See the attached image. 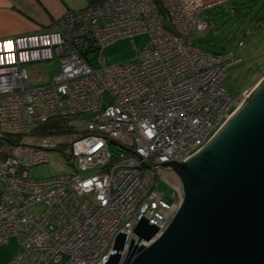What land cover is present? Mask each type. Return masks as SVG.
Here are the masks:
<instances>
[{
    "label": "built area",
    "instance_id": "2783aa9c",
    "mask_svg": "<svg viewBox=\"0 0 264 264\" xmlns=\"http://www.w3.org/2000/svg\"><path fill=\"white\" fill-rule=\"evenodd\" d=\"M160 2L105 0L66 11L50 29L0 38V244L19 243L7 264H105L118 252L123 262L131 242L151 244L184 196L180 180L172 196L157 190L160 172L175 171L154 164L190 159L251 93L223 85L240 56L196 43L210 2ZM120 38L136 56L112 64L104 48ZM53 59L59 73L37 84L28 65ZM54 120L65 127L36 133ZM53 151L74 158L77 171L30 179ZM142 219L159 228L149 241L134 231Z\"/></svg>",
    "mask_w": 264,
    "mask_h": 264
},
{
    "label": "water",
    "instance_id": "95a60500",
    "mask_svg": "<svg viewBox=\"0 0 264 264\" xmlns=\"http://www.w3.org/2000/svg\"><path fill=\"white\" fill-rule=\"evenodd\" d=\"M158 165L182 182L178 211L151 244L105 264H264V77L190 159ZM134 231L149 241L159 228L142 219ZM125 243L120 233L114 248Z\"/></svg>",
    "mask_w": 264,
    "mask_h": 264
},
{
    "label": "rangeland",
    "instance_id": "374dc122",
    "mask_svg": "<svg viewBox=\"0 0 264 264\" xmlns=\"http://www.w3.org/2000/svg\"><path fill=\"white\" fill-rule=\"evenodd\" d=\"M73 9H84L90 5H97L105 0H66ZM264 0H245L236 4H226L207 8L202 16L213 23V28L206 29L205 37L197 40L201 48L225 53L234 51L235 56L241 57V61L233 63L226 69L223 85L234 96L243 89L252 90L264 77ZM86 6V7H84ZM56 21V20H55ZM210 29V31H208ZM148 35L136 37L138 46H144ZM136 47L130 38H120L104 48V54L112 64H117L136 56ZM238 60V59H234ZM59 61H38L29 64L28 68L37 84L48 82L59 73ZM78 117V116H77ZM79 118V117H78ZM50 134V133H49ZM75 159H68L59 151L50 154L47 163L37 165L29 169V177L33 180H42L57 176L61 173H73L77 169L74 166ZM95 170L82 171L83 176L94 173ZM161 177L157 181V190L169 196L174 193L173 184L180 178L168 170L160 172ZM162 177H165L162 178ZM181 181V180H180ZM42 205L30 209L35 214H41ZM19 243L17 238L12 237L8 243L0 244V264H7L18 252Z\"/></svg>",
    "mask_w": 264,
    "mask_h": 264
},
{
    "label": "crops",
    "instance_id": "0c3cea01",
    "mask_svg": "<svg viewBox=\"0 0 264 264\" xmlns=\"http://www.w3.org/2000/svg\"><path fill=\"white\" fill-rule=\"evenodd\" d=\"M90 1L86 6L90 5ZM205 1L210 2V8L245 2V0ZM68 10L78 9H73L66 0H0V38L50 29L53 22Z\"/></svg>",
    "mask_w": 264,
    "mask_h": 264
},
{
    "label": "trees",
    "instance_id": "16d2710c",
    "mask_svg": "<svg viewBox=\"0 0 264 264\" xmlns=\"http://www.w3.org/2000/svg\"><path fill=\"white\" fill-rule=\"evenodd\" d=\"M157 2L160 4L159 6L160 7H162V5H161V2H160V0H157ZM262 7H264V5L262 6ZM264 17V16H263ZM264 19V18H263ZM213 23L210 21V29H212L213 28ZM210 29L208 30V31H210ZM206 33V31L202 34V36L201 37H199L197 40L199 41V40H202V38L203 37H205L204 36V34ZM197 40H196V42H197ZM212 51V50H211ZM213 52H215V51H213ZM216 53V52H215ZM220 53V52H219ZM65 127V124H64V121L63 120H54V121H52V122H49V123H47L46 125H45V127H43V128H41V129H37L36 130V133H38V134H42V135H44V134H49V133H51V132H53V131H60L61 129H63ZM54 129V130H53ZM18 138V137H17ZM17 138H13L12 137V139H14V140H17ZM12 139L11 138H9V140L10 141H12Z\"/></svg>",
    "mask_w": 264,
    "mask_h": 264
},
{
    "label": "bare ground",
    "instance_id": "6f19581e",
    "mask_svg": "<svg viewBox=\"0 0 264 264\" xmlns=\"http://www.w3.org/2000/svg\"><path fill=\"white\" fill-rule=\"evenodd\" d=\"M178 211V210H177Z\"/></svg>",
    "mask_w": 264,
    "mask_h": 264
}]
</instances>
